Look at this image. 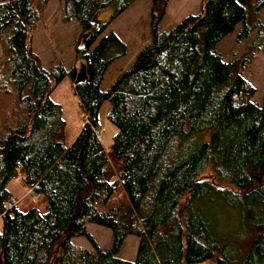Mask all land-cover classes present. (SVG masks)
Masks as SVG:
<instances>
[{
	"label": "trees",
	"instance_id": "1",
	"mask_svg": "<svg viewBox=\"0 0 264 264\" xmlns=\"http://www.w3.org/2000/svg\"><path fill=\"white\" fill-rule=\"evenodd\" d=\"M48 1L0 0V264H264V103L252 100L244 58L216 52L236 26L237 42L254 32L250 45L264 52V0H200L161 31L168 0H149V38L104 91L124 44L102 33L136 0H60L81 32L79 70L44 68L28 46ZM66 74L84 112L68 144L50 99ZM103 101L115 127L108 152L96 134ZM18 176L43 212L17 208L6 184ZM87 223L110 231L108 249ZM128 235L132 261L117 257Z\"/></svg>",
	"mask_w": 264,
	"mask_h": 264
},
{
	"label": "rangeland",
	"instance_id": "2",
	"mask_svg": "<svg viewBox=\"0 0 264 264\" xmlns=\"http://www.w3.org/2000/svg\"><path fill=\"white\" fill-rule=\"evenodd\" d=\"M200 8V0H168L165 6L164 15L157 22L158 30L161 31L176 24L186 15L197 14ZM149 0H136L122 14L111 21L106 30L113 31L124 44L123 55L116 57L108 64L100 81L99 88L104 91L109 84L117 77L119 72L129 68L135 53L141 49L149 38ZM63 6L60 0H49L41 8L38 20L30 33L28 46L38 57L41 66L49 68L55 63L67 70L75 66L78 70L81 67V60L76 58V47L81 45V32L75 19L63 21ZM108 10L105 9L95 15L99 21L106 19ZM258 18L264 23V8L258 14ZM239 26H236L233 33L224 37L216 46V52L222 61H232L237 58H244V65L241 74L253 86L254 95L252 100L258 104L264 103V52L250 45L254 32H251L245 40L237 42L235 34ZM6 33L0 37V61L2 60V42ZM118 49H112L107 56L117 55ZM50 99L60 105L62 119L64 121L63 141L68 144L75 137L82 125L84 112L81 109L78 96L73 90V82L69 75L56 85L50 93ZM110 107L108 101H103L97 111L96 134L104 152L109 151L111 137L115 127L107 119ZM12 200L21 211L30 206H35L40 212L44 211V200L41 196H33L22 184L20 177L11 179L6 184ZM86 229L100 249H108L110 245V231L104 227L87 223ZM73 245L91 249L89 241L84 236H74L70 239ZM136 246L135 237H125L119 252L118 258L132 261ZM198 264H214L213 261H204Z\"/></svg>",
	"mask_w": 264,
	"mask_h": 264
},
{
	"label": "built area",
	"instance_id": "3",
	"mask_svg": "<svg viewBox=\"0 0 264 264\" xmlns=\"http://www.w3.org/2000/svg\"><path fill=\"white\" fill-rule=\"evenodd\" d=\"M1 215V214H0Z\"/></svg>",
	"mask_w": 264,
	"mask_h": 264
},
{
	"label": "water",
	"instance_id": "4",
	"mask_svg": "<svg viewBox=\"0 0 264 264\" xmlns=\"http://www.w3.org/2000/svg\"><path fill=\"white\" fill-rule=\"evenodd\" d=\"M83 79V78H82Z\"/></svg>",
	"mask_w": 264,
	"mask_h": 264
}]
</instances>
